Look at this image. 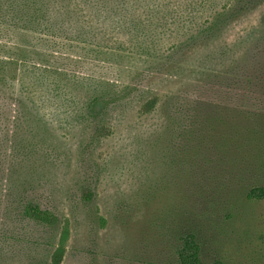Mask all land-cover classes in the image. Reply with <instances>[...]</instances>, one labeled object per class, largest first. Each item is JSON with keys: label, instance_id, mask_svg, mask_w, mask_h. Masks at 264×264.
Here are the masks:
<instances>
[{"label": "rangeland", "instance_id": "rangeland-1", "mask_svg": "<svg viewBox=\"0 0 264 264\" xmlns=\"http://www.w3.org/2000/svg\"><path fill=\"white\" fill-rule=\"evenodd\" d=\"M155 5L131 51L0 23V264H264V0Z\"/></svg>", "mask_w": 264, "mask_h": 264}, {"label": "trees", "instance_id": "trees-1", "mask_svg": "<svg viewBox=\"0 0 264 264\" xmlns=\"http://www.w3.org/2000/svg\"><path fill=\"white\" fill-rule=\"evenodd\" d=\"M154 11L155 0H0V23L26 34L41 32L46 39L62 36L109 51H131L140 49V40L154 31ZM247 197L264 199V186L251 188ZM25 211L48 225L57 221L38 205ZM64 248L63 243L57 247L52 264H61ZM177 258L179 264H204L193 233L181 238Z\"/></svg>", "mask_w": 264, "mask_h": 264}]
</instances>
